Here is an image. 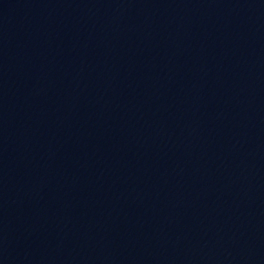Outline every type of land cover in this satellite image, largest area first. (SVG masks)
<instances>
[{"label":"water","instance_id":"obj_1","mask_svg":"<svg viewBox=\"0 0 264 264\" xmlns=\"http://www.w3.org/2000/svg\"><path fill=\"white\" fill-rule=\"evenodd\" d=\"M0 264H264V0H0Z\"/></svg>","mask_w":264,"mask_h":264}]
</instances>
